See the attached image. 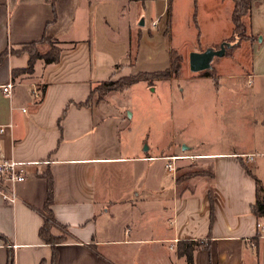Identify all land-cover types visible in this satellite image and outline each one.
Listing matches in <instances>:
<instances>
[{
    "label": "crops",
    "instance_id": "0c3cea01",
    "mask_svg": "<svg viewBox=\"0 0 264 264\" xmlns=\"http://www.w3.org/2000/svg\"><path fill=\"white\" fill-rule=\"evenodd\" d=\"M232 9L233 0H0V123L14 125L2 151L41 162L28 167L15 202L0 195V264L9 252L14 264H51L54 251V264H189L186 252L192 264H264V219L252 208L264 155L243 157L264 151V0L242 17L248 38L211 62L219 74L205 99L209 147L185 129L162 145L131 132L120 95L90 101L105 81L165 71L172 50L218 49L233 33ZM43 38L60 48L58 60L27 70L21 47ZM33 86L44 87L38 101ZM47 173L52 213L65 226L51 228L66 237L54 247L38 235Z\"/></svg>",
    "mask_w": 264,
    "mask_h": 264
},
{
    "label": "rangeland",
    "instance_id": "374dc122",
    "mask_svg": "<svg viewBox=\"0 0 264 264\" xmlns=\"http://www.w3.org/2000/svg\"><path fill=\"white\" fill-rule=\"evenodd\" d=\"M242 23L243 26H239L236 34L231 35L227 40L233 46L240 40L248 38L244 20ZM43 44L54 49L58 48L54 42H43ZM39 47L40 45L37 44L32 49H36L40 53ZM232 48L226 49L225 54L234 52L235 49ZM247 52L242 51L243 55L240 58L246 67L249 65ZM163 73L150 72L146 76L148 80L136 81L129 85L127 91H122L128 87V81L125 78L113 81L115 83H110L105 87L99 86L92 91L90 101L95 102L105 100L113 95H117V97L120 95V106H127L132 113L129 118L127 113L124 114L126 117L123 118L128 128H131V132L138 131L143 134L147 132L149 137L153 136L155 141L162 145L170 136L178 138L182 134L184 135L182 130L185 129V135L192 136L191 138L195 142H201L209 147L212 138H214L213 124L210 123L212 103L205 99L211 95L210 76H215L216 80V75L219 73L213 71V68L208 71L190 72L186 53H179L171 68L165 74ZM201 76H208V78L199 80ZM116 106L122 108L117 103ZM261 160L264 161V159ZM199 170H201L200 167H196L191 173L198 174ZM60 236L65 238L64 233Z\"/></svg>",
    "mask_w": 264,
    "mask_h": 264
},
{
    "label": "trees",
    "instance_id": "16d2710c",
    "mask_svg": "<svg viewBox=\"0 0 264 264\" xmlns=\"http://www.w3.org/2000/svg\"><path fill=\"white\" fill-rule=\"evenodd\" d=\"M50 2H53V0H49ZM253 0H233V9H232V22H233V34H236V30L239 29V26L242 27L243 23H242V17L245 16L246 14L249 13V9L251 7V3ZM245 30V29H244ZM243 30V31H244ZM43 42L49 43V42H53L51 39L48 38H43L42 41L40 42H32V43H28L27 45H24L21 47V51L22 52H27L29 53V59H28V68L27 70H30L33 68V62L36 59H42L45 63H51V62H55L58 60L59 57V53H60V48H51L50 50L46 53H44L43 55L39 53V51H36V49H32L33 46H36L37 44L41 43L43 44ZM229 42V41H227ZM234 46H231V48ZM227 49V48H226ZM229 49V48H228ZM34 51H36L34 53ZM178 55L177 52L175 51H170L169 53V59L171 61L169 68L165 69V71H163L165 74V72L171 68V66L173 65V61L175 60V57ZM210 70V69H208ZM208 70H204V71H208ZM207 73V72H204ZM148 73H140L137 72L134 75H129L127 77H121V78H125L128 82H127V86L134 84L136 81L144 79V80H148L146 76H148ZM207 75V74H205ZM119 80V79H118ZM114 80H109V81H105L103 83H101L100 85H98L97 87H95L93 90H95L96 88L100 87H105L106 85L110 84V83H115L113 82ZM117 81V80H115ZM44 90V87L42 88V91ZM91 91V92H92ZM93 93V92H92ZM249 172V170H247ZM46 182L48 184L47 186V201L44 203L43 207L40 209V214L43 215V224L40 226V228L38 229V235L40 237V239L49 245H54L56 243H61L63 241H65V238L62 236H55L52 233V227H59L62 231H64L65 226H61L56 220H55V216L52 213L51 210V203H52V199H51V195H52V184H51V177L50 174L47 173L46 175ZM255 192H256V201L254 203V205L252 206L253 208V213L256 215L257 218L260 219V217H262L264 219V186L262 185L261 181L258 180L257 178H255ZM65 234V233H64ZM196 243V242H195ZM185 255H187V260L189 264H192V256L190 254H188L187 252L185 253ZM55 251L53 252L52 258H51V264H54L55 262ZM6 264H14L13 261V257L11 252H9L8 256H7V263ZM43 264V263H41Z\"/></svg>",
    "mask_w": 264,
    "mask_h": 264
},
{
    "label": "built area",
    "instance_id": "2783aa9c",
    "mask_svg": "<svg viewBox=\"0 0 264 264\" xmlns=\"http://www.w3.org/2000/svg\"><path fill=\"white\" fill-rule=\"evenodd\" d=\"M12 87L11 83H6L2 86V92L10 96V89ZM30 94H32L33 98L38 101L42 97V90L33 86L30 88ZM25 111L24 109H22ZM14 125L11 122L0 123V140L2 135L5 133H11ZM259 155H264V151L258 153H249L243 154L244 162L253 161ZM179 157H169L166 165L167 171H174L175 160H178ZM41 163L39 161H24V160H16L13 157L5 156L2 151L1 141H0V195L2 198L7 199L8 201L15 202L16 201V187L19 182L25 180L27 173L29 172L28 167L32 165H36ZM258 228L260 231H264V222L258 224Z\"/></svg>",
    "mask_w": 264,
    "mask_h": 264
},
{
    "label": "water",
    "instance_id": "95a60500",
    "mask_svg": "<svg viewBox=\"0 0 264 264\" xmlns=\"http://www.w3.org/2000/svg\"><path fill=\"white\" fill-rule=\"evenodd\" d=\"M230 45L229 42L224 41L218 49L209 47L203 51L190 52L187 57L189 71L195 73L210 69L214 57L223 56L226 47H230Z\"/></svg>",
    "mask_w": 264,
    "mask_h": 264
}]
</instances>
